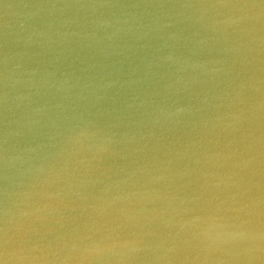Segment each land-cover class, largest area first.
<instances>
[{"label":"water","instance_id":"obj_1","mask_svg":"<svg viewBox=\"0 0 264 264\" xmlns=\"http://www.w3.org/2000/svg\"><path fill=\"white\" fill-rule=\"evenodd\" d=\"M0 264H264V0H0Z\"/></svg>","mask_w":264,"mask_h":264}]
</instances>
